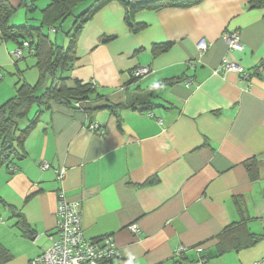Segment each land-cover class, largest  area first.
Listing matches in <instances>:
<instances>
[{"label": "crops", "instance_id": "1", "mask_svg": "<svg viewBox=\"0 0 264 264\" xmlns=\"http://www.w3.org/2000/svg\"><path fill=\"white\" fill-rule=\"evenodd\" d=\"M7 1L16 9L10 24L30 26H39L48 3L34 0L30 10ZM248 6L249 0H200L138 10L133 20L145 27L132 32L115 0L82 26L61 74L66 86L89 83L102 96L98 103H117L136 89L180 80L155 92L151 112L121 110L120 122L106 109L87 115L53 101L33 108L29 117L41 110L37 124L19 155L0 167V264H30L48 245L61 190L79 202L87 238L112 236L120 252L112 264H264V238L216 253L223 235L238 244L244 232L264 233V68L255 69L264 58V9ZM230 31L239 34L242 50L228 48L223 34ZM201 39L209 44L203 54ZM165 42L170 47L152 56V45ZM15 48L0 38V104L19 81L34 85L39 78L33 53L16 60ZM223 60L247 76L219 72ZM144 66L147 74L132 75ZM49 83L46 77L42 85ZM252 159L256 179L244 165ZM132 222L137 233L127 228ZM179 245L186 249L176 256Z\"/></svg>", "mask_w": 264, "mask_h": 264}, {"label": "trees", "instance_id": "2", "mask_svg": "<svg viewBox=\"0 0 264 264\" xmlns=\"http://www.w3.org/2000/svg\"><path fill=\"white\" fill-rule=\"evenodd\" d=\"M34 0H20V5L32 10ZM115 0H48V3L40 9L39 26H30L28 24L12 25L10 18L15 12L7 0H0V38L2 40H11L16 46L22 47L25 40H30V49H33L35 57L34 66L37 68L39 78L36 84L29 85L26 82L17 83L15 94L0 104V167L8 166L14 157L19 155L18 148L21 147L26 134L37 124L40 109L33 116L28 115L34 107H47L53 101L62 104L71 109H81L87 115L98 109H106L113 114L120 122L119 112L129 109L138 112H151L156 107L151 98L155 92L159 91L164 85L179 81V78L167 79L163 82L152 84L145 90L136 89L134 93L126 97L125 100L112 103L108 101H97L102 96L89 83L74 81L73 86L65 85L62 72L69 69L74 58V44L81 31L82 26L90 20L93 15L106 4ZM120 1L125 9L124 20L130 31L137 32L145 27L143 23H137L133 20V14L138 10H159L166 7L187 8L200 0H116ZM84 3L83 10L74 14V9ZM249 8L264 9V0H249ZM70 16L74 17L71 24V30L66 32L68 43L58 45L55 40L50 38L49 32L52 29L58 32L63 22ZM170 42L155 43L151 47L152 56H156L170 47ZM27 51V49H24ZM264 68V58L255 67V69ZM46 77L50 78L48 86L43 87V81ZM22 121L23 127L20 125ZM25 122V123H24ZM246 170L251 179L257 177V164L255 160H246L244 162ZM21 225H25L19 219ZM26 233L31 236L26 227ZM244 242L234 241V236H221L217 246V255L229 249H238L254 245L264 238V233L256 235L247 231L243 234ZM112 264V263H110Z\"/></svg>", "mask_w": 264, "mask_h": 264}, {"label": "built area", "instance_id": "3", "mask_svg": "<svg viewBox=\"0 0 264 264\" xmlns=\"http://www.w3.org/2000/svg\"><path fill=\"white\" fill-rule=\"evenodd\" d=\"M55 31V29H52ZM223 39L231 50H242L243 45L240 41L239 34L236 31L225 32ZM209 44L201 39L197 42V49L200 54L207 51ZM24 49L33 53L30 49V40H25L22 47L16 46L11 52L14 59L22 57ZM236 71L243 77L247 73L235 62L223 60L219 66V72ZM149 72L147 66L134 69L132 75L140 77ZM94 129H98L96 124ZM100 133L103 131L98 129ZM40 168L45 170L48 163L43 161ZM56 178L62 181L65 176V167L55 170ZM56 226L55 232L47 234L48 245L41 247L40 252L31 259L30 264H110L120 257V252L112 236L104 235L96 239L87 238L81 229V210L79 202L68 201L64 192L61 190L57 193L56 203ZM132 233L139 231L135 222L127 226ZM185 246L179 245L174 250V255H181L185 251Z\"/></svg>", "mask_w": 264, "mask_h": 264}, {"label": "rangeland", "instance_id": "4", "mask_svg": "<svg viewBox=\"0 0 264 264\" xmlns=\"http://www.w3.org/2000/svg\"><path fill=\"white\" fill-rule=\"evenodd\" d=\"M83 5L80 4L79 6H77L75 9H74V14H77L78 12H81L83 9ZM82 9V10H81ZM74 21V17L73 16H70L68 17L62 24L61 28L58 30L57 33H52L51 34V37L52 39H56L57 40V44L58 45H66L68 43V37L66 35V32L71 30V24L73 23ZM32 61L30 60L29 63H31ZM24 65V64H23ZM22 65V66H23ZM44 86L41 87V89H43ZM20 125L23 127V124H22V121L20 122Z\"/></svg>", "mask_w": 264, "mask_h": 264}]
</instances>
